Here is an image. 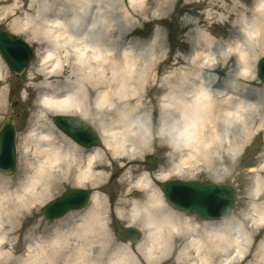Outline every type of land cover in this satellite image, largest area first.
Segmentation results:
<instances>
[{"label":"bare ground","instance_id":"1","mask_svg":"<svg viewBox=\"0 0 264 264\" xmlns=\"http://www.w3.org/2000/svg\"><path fill=\"white\" fill-rule=\"evenodd\" d=\"M160 1L159 16L174 0ZM139 3L0 0V21L10 18L13 34L27 32L38 45L27 91L39 96V110L20 141L18 172L0 173V264H264V206L257 203L264 198V178H257L250 210L235 218L214 214L222 220L172 211L161 185L182 183L177 191L186 195L185 180L194 179L198 169L247 148L258 123L255 115L264 123V87L253 86L256 51L264 55V48L243 26L229 44L213 38L207 27L211 15H197L202 1L186 0L181 29L193 54L167 59L173 61L172 75L160 80L165 90L160 112L173 130L169 165L147 174L140 160L151 147L153 129L142 93L157 85L153 71L164 42L154 38L144 44L134 37V27H125L128 18L147 13ZM228 12L240 22L252 13L258 20L253 30L264 40V0L252 10L233 6ZM12 73L0 53V116L8 108ZM93 93L97 99L91 107L87 98ZM92 113L112 121L100 129L103 148L91 152L66 137L67 128L62 133L48 122L63 115L84 120ZM259 160L261 168L254 173L263 174L264 153ZM111 171L119 175L121 194L114 206L99 193ZM71 180L79 189L92 186L88 206L52 221L38 219L43 205ZM210 196L207 205L217 201ZM114 216L128 226L141 222L144 239L137 244L117 240L108 221ZM30 219L34 222L28 224Z\"/></svg>","mask_w":264,"mask_h":264},{"label":"rangeland","instance_id":"2","mask_svg":"<svg viewBox=\"0 0 264 264\" xmlns=\"http://www.w3.org/2000/svg\"><path fill=\"white\" fill-rule=\"evenodd\" d=\"M202 5L198 7V14L204 12L207 14V27L211 30L209 34L220 42H224V44H229L232 42L230 39V34L236 35L241 31L242 26L245 29L249 30V33L254 42L259 43L261 47L264 48V40L257 38L259 37L255 30H253L252 24L257 22L255 16L250 13L248 16L243 17L242 22L236 18V16H232L229 14L228 11L233 8V6H238L239 8L246 7L249 10H252L254 6L258 3L257 0H201ZM186 3V0H174L173 6H171L170 10L165 15H160L159 8L161 1L160 0H141V3L138 4V9H145L147 13L144 15L136 16V18H131L126 20L125 27H131L135 29L137 36H134L137 40L142 41V43L146 44L151 41H155L154 38H157L156 42H164V49L163 53L159 55L158 62L154 67L153 76L156 74L157 85L152 86L151 89L142 93L144 97V112L150 114V126L153 129L152 132V139H151V147L146 152V154L140 160V164L142 167L147 168V171H144L147 174L155 175L158 171L168 167L169 165V154L171 149V140L169 139L170 133H172L171 125L167 119L163 120L162 113L160 112L163 93L165 90L161 88L162 82L160 80L170 77L172 75V63L173 61L167 59L171 57H175L181 55L184 58H190L193 53H190L188 49L193 48L190 44L185 41V32L182 31L183 29V22L186 16H188V12H186L183 7ZM200 3V1L198 2ZM4 6V5H3ZM0 4V8L3 7ZM230 8V9H229ZM210 13V14H209ZM192 17H194L192 15ZM206 18V17H205ZM150 22V21H153ZM135 25V26H134ZM0 27L2 30L22 39L25 41L35 53L34 59L31 63V66L36 63V51L38 48L37 43H31L29 41L28 33H23L21 35H15L11 31V19L7 18V20L0 21ZM182 28V29H181ZM243 30V29H242ZM129 37V39H132ZM127 39V42L128 40ZM257 39L258 41H255ZM126 42V43H127ZM225 47V46H224ZM143 48L139 49L142 50ZM132 50V49H131ZM222 51V50H221ZM256 56L258 57L255 65V78L253 77V86L257 89H261L264 87V84L259 82L257 76V63L258 61L264 57L261 54V51L258 49L256 51ZM254 54V53H253ZM233 65V62H230V66ZM30 66V67H31ZM182 66V65H180ZM28 68L21 76H16L13 73L11 78V86L8 92V108L6 109L5 113L0 116V127L3 120L10 115L14 116L15 127L18 132L17 136V154H18V161H17V168L12 173H1V174H8V175H15L21 164V152H20V141L21 138L27 133V129L29 128L31 122H33V116L39 110L38 104L39 99L37 98L38 92L35 90H28L29 80L27 74L29 72ZM234 69V68H233ZM235 70V69H234ZM225 72L220 75L221 81L225 78L226 73L228 72L227 68L224 70ZM237 71L238 68H237ZM160 72V75H159ZM184 76V75H183ZM254 76V75H253ZM2 84L0 83V88ZM88 102L91 107L94 106V103L97 99L96 95L93 93L88 95ZM256 100V98H254ZM170 114V113H169ZM168 114V115H169ZM167 113L164 115L166 116ZM78 117V116H77ZM168 118V116L166 117ZM255 120L258 121L254 125L252 135L248 139L247 148L242 151L241 153L234 155L230 158H226L224 161L212 163L208 167L204 166L198 169L195 172L194 179L192 180H185L188 183H209V182H217L221 185H225L226 187L231 188L236 192V202L232 209L231 216L239 217L241 216L244 211L250 210L251 204L253 203L254 198V190L257 183V178H264L263 174H256L254 170H258L261 168V161L259 160L260 157L264 153V131L259 132L258 128L264 130V123H260L259 119L263 118L260 117L259 114L255 115ZM48 121L53 126L56 125L54 123V118L49 119ZM83 120V119H82ZM161 120L166 123L165 128L161 126ZM89 125H91L96 131L98 135L100 134V129H102V125L108 126L111 123V117L106 116L104 119H101V116L96 115V113H92L88 119H84ZM58 129V128H57ZM135 129V128H133ZM162 129L165 131L161 132ZM66 136V135H65ZM101 136V135H100ZM68 137V136H66ZM69 138V137H68ZM101 138V137H100ZM100 149H102V143L98 145ZM148 159H153L154 166L148 165ZM110 164V162L108 161ZM142 173V172H141ZM141 173L135 175L137 178ZM109 179L106 181L108 183L101 192H99L104 199H106L109 204L114 206L117 201L120 199L121 194L118 191L117 187V180L119 179V175H114L113 172L108 173ZM73 180L68 181L65 183L58 191L53 194L51 199L44 204L50 203L54 199L60 197L63 193L70 189H74L76 187L73 186ZM173 181V180H171ZM159 186V184H157ZM86 189H90L93 193L92 186L85 187ZM160 190V189H159ZM259 207L264 206V198L261 201H257ZM43 207V209H44ZM169 207V206H168ZM170 208V207H169ZM172 211V208H170ZM179 212V211H176ZM43 213V212H42ZM187 214V213H183ZM188 215V214H187ZM38 219H42L43 221H49L45 214L41 217H37ZM52 221V220H50ZM112 225L114 235L116 239L121 241L117 237V232L120 229L129 228L128 224L125 221L119 220L117 217L111 218L108 220ZM34 222V219H30L28 224ZM141 229L142 227L141 222H137L136 226ZM143 232V231H142ZM144 233V232H143ZM145 235V234H144ZM144 235L143 238L144 239ZM123 242V241H121ZM128 242V241H126ZM131 243V242H130Z\"/></svg>","mask_w":264,"mask_h":264},{"label":"water","instance_id":"3","mask_svg":"<svg viewBox=\"0 0 264 264\" xmlns=\"http://www.w3.org/2000/svg\"><path fill=\"white\" fill-rule=\"evenodd\" d=\"M0 52L6 59L13 71L20 75L27 68L31 60V51L27 44L19 39H13L11 36L0 30ZM258 76L264 84V58L258 64ZM14 117H8L4 122V127L0 132V171L12 172L16 167L15 155V128L13 125ZM57 125L63 129L67 128L66 133L86 146H94L99 144V139L91 128L83 121L73 118L61 117L55 120ZM153 162H151L152 164ZM182 183L170 182L162 185L165 198L174 208L185 210L190 213H197L202 218H221L216 215L219 211L229 215L231 206L235 201V194L228 188L216 182L209 183H186L189 191H177ZM192 194V195H189ZM212 196L216 198V202L207 205L205 197ZM89 192L80 190H71L64 194L62 198L50 203L46 209V216L56 218L64 215L67 211L83 207L88 200ZM209 198L212 201V198ZM209 201V202H210ZM220 206H223L219 210ZM118 236L133 242L141 238L140 233L135 229H127L118 231Z\"/></svg>","mask_w":264,"mask_h":264}]
</instances>
